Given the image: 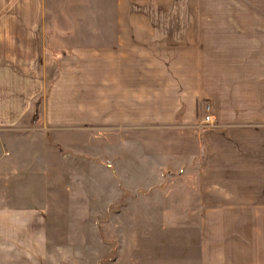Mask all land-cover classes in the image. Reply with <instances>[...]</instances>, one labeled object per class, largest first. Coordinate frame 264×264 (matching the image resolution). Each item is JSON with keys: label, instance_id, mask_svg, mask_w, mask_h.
Listing matches in <instances>:
<instances>
[{"label": "crops", "instance_id": "0c3cea01", "mask_svg": "<svg viewBox=\"0 0 264 264\" xmlns=\"http://www.w3.org/2000/svg\"><path fill=\"white\" fill-rule=\"evenodd\" d=\"M48 52L68 63L49 88ZM39 102L56 129H196L211 103L178 202L195 264H264V0H0V180ZM49 241L46 207L0 200V264H50Z\"/></svg>", "mask_w": 264, "mask_h": 264}, {"label": "rangeland", "instance_id": "374dc122", "mask_svg": "<svg viewBox=\"0 0 264 264\" xmlns=\"http://www.w3.org/2000/svg\"><path fill=\"white\" fill-rule=\"evenodd\" d=\"M256 17L250 6L251 27ZM44 56L49 88L68 63ZM206 103L196 129H56L32 121L36 107L22 131L6 135L16 166L0 180V200L47 208L50 264H195V230L178 202L182 188L194 190L199 133L222 128L215 115L204 127Z\"/></svg>", "mask_w": 264, "mask_h": 264}, {"label": "built area", "instance_id": "2783aa9c", "mask_svg": "<svg viewBox=\"0 0 264 264\" xmlns=\"http://www.w3.org/2000/svg\"><path fill=\"white\" fill-rule=\"evenodd\" d=\"M205 118L203 121L204 127H214L215 126V118L212 115V108L209 104H207L204 108Z\"/></svg>", "mask_w": 264, "mask_h": 264}, {"label": "water", "instance_id": "95a60500", "mask_svg": "<svg viewBox=\"0 0 264 264\" xmlns=\"http://www.w3.org/2000/svg\"><path fill=\"white\" fill-rule=\"evenodd\" d=\"M39 106H40V102L36 106L37 108H36V112L33 116V120H32L33 122H37L39 119Z\"/></svg>", "mask_w": 264, "mask_h": 264}]
</instances>
